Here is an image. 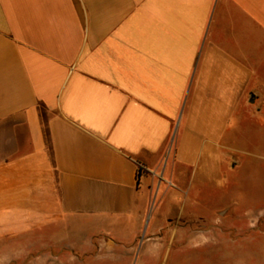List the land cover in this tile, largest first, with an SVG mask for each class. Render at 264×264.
Returning a JSON list of instances; mask_svg holds the SVG:
<instances>
[{"label": "crops", "instance_id": "obj_1", "mask_svg": "<svg viewBox=\"0 0 264 264\" xmlns=\"http://www.w3.org/2000/svg\"><path fill=\"white\" fill-rule=\"evenodd\" d=\"M247 111L264 0H0V263L145 223L162 264H264L216 194Z\"/></svg>", "mask_w": 264, "mask_h": 264}, {"label": "rangeland", "instance_id": "obj_2", "mask_svg": "<svg viewBox=\"0 0 264 264\" xmlns=\"http://www.w3.org/2000/svg\"><path fill=\"white\" fill-rule=\"evenodd\" d=\"M252 102L260 103L255 98ZM258 113L256 117V111H247L244 122H240L239 113L235 115L229 135L233 137L231 157L237 168L227 171L226 187L218 188L216 194L227 200L236 199L242 206L233 209L225 224L233 238L256 235L264 241V112ZM156 194L157 187L152 194L153 201ZM182 194L183 199L187 197L186 193ZM89 233L93 232H83L86 237L81 241V248L67 240L58 247L41 249L9 264H162L160 252L167 241L147 232L145 223L135 238L125 241L107 232ZM146 251L151 254L146 255ZM254 261L259 264L262 258Z\"/></svg>", "mask_w": 264, "mask_h": 264}, {"label": "trees", "instance_id": "obj_3", "mask_svg": "<svg viewBox=\"0 0 264 264\" xmlns=\"http://www.w3.org/2000/svg\"><path fill=\"white\" fill-rule=\"evenodd\" d=\"M39 110H40V115L42 118L46 142H47L48 148L50 150V153L52 154L53 150H52V143H51V134H50L49 126H48L49 112H48V108L45 105V103L40 102Z\"/></svg>", "mask_w": 264, "mask_h": 264}]
</instances>
